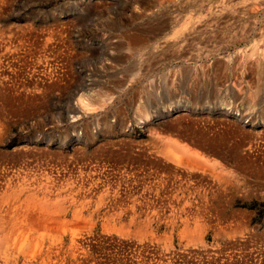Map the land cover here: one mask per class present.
<instances>
[{"label": "rangeland", "instance_id": "rangeland-1", "mask_svg": "<svg viewBox=\"0 0 264 264\" xmlns=\"http://www.w3.org/2000/svg\"><path fill=\"white\" fill-rule=\"evenodd\" d=\"M0 264H264V0H0Z\"/></svg>", "mask_w": 264, "mask_h": 264}, {"label": "bare ground", "instance_id": "bare-ground-1", "mask_svg": "<svg viewBox=\"0 0 264 264\" xmlns=\"http://www.w3.org/2000/svg\"><path fill=\"white\" fill-rule=\"evenodd\" d=\"M29 222V221H28ZM35 225H36V223H35ZM48 226V225H47Z\"/></svg>", "mask_w": 264, "mask_h": 264}]
</instances>
